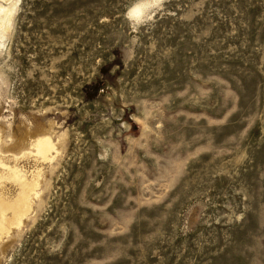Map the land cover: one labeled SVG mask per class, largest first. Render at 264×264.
I'll use <instances>...</instances> for the list:
<instances>
[{
    "label": "rangeland",
    "instance_id": "374dc122",
    "mask_svg": "<svg viewBox=\"0 0 264 264\" xmlns=\"http://www.w3.org/2000/svg\"><path fill=\"white\" fill-rule=\"evenodd\" d=\"M138 3L0 0V264H264V0Z\"/></svg>",
    "mask_w": 264,
    "mask_h": 264
},
{
    "label": "bare ground",
    "instance_id": "6f19581e",
    "mask_svg": "<svg viewBox=\"0 0 264 264\" xmlns=\"http://www.w3.org/2000/svg\"><path fill=\"white\" fill-rule=\"evenodd\" d=\"M8 3L11 0H5ZM15 4L3 8V14L0 16V26L8 27L10 24V16L13 14ZM144 9L135 7L133 15L139 16ZM6 30V29H5ZM48 133V132H46ZM44 135V133H43ZM32 152L41 160H47L48 155L54 149L52 141L49 137L39 138L30 143ZM39 176H34L31 181H27L23 174L14 169H8L0 176V180L6 179L15 182L19 187V193L11 203H3L0 205V237L7 231L9 223L19 224L24 216L29 213L31 208V197L37 195L36 189L38 187ZM7 211H10V218L7 216Z\"/></svg>",
    "mask_w": 264,
    "mask_h": 264
},
{
    "label": "clouds",
    "instance_id": "9594fccd",
    "mask_svg": "<svg viewBox=\"0 0 264 264\" xmlns=\"http://www.w3.org/2000/svg\"><path fill=\"white\" fill-rule=\"evenodd\" d=\"M151 0H140V3L136 5V7L141 9H147V11L142 16H136L133 15V10H129L125 13L126 18L129 20V23L131 25H134L136 27L145 25L149 23V17L151 16L152 8L150 6ZM125 59H131L132 58V51L131 50H125L123 52Z\"/></svg>",
    "mask_w": 264,
    "mask_h": 264
}]
</instances>
